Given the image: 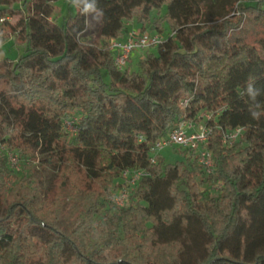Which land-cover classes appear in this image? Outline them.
I'll use <instances>...</instances> for the list:
<instances>
[{
    "label": "trees",
    "instance_id": "16d2710c",
    "mask_svg": "<svg viewBox=\"0 0 264 264\" xmlns=\"http://www.w3.org/2000/svg\"><path fill=\"white\" fill-rule=\"evenodd\" d=\"M56 1L0 0V16L22 15L17 26L0 25V43L14 37L23 47L15 62L0 58V264H264L262 253L247 259L248 238L264 227V116L251 118L244 93L254 77L264 103V30L251 39L229 33L244 16L264 26V0H97L104 15L85 52L75 36L86 29V15L68 11L51 22ZM216 4L227 14L211 17ZM234 8L238 16L227 17ZM131 22L141 32L169 30L162 44L139 53L138 72L130 63L117 70L109 43L124 39ZM70 116L74 134L62 127ZM180 120L211 128V174L179 147L171 148L179 150L174 162L159 154L149 162L151 144ZM237 127V140L224 144L223 132ZM3 149L29 160L40 154L57 169L43 197L29 177L12 175ZM125 170L146 175L119 207L112 197L125 185ZM78 193L85 207L63 233L62 206ZM120 234L141 263L98 259Z\"/></svg>",
    "mask_w": 264,
    "mask_h": 264
},
{
    "label": "rangeland",
    "instance_id": "374dc122",
    "mask_svg": "<svg viewBox=\"0 0 264 264\" xmlns=\"http://www.w3.org/2000/svg\"><path fill=\"white\" fill-rule=\"evenodd\" d=\"M242 1L245 4H254L257 0H239ZM53 12L51 15V22H57L58 18L60 17V20H62V17L67 16L68 13H74L77 9L72 5H70V9L67 6V3H65L63 0H57L53 4ZM69 9V12L68 10ZM211 13V17L213 15H217L219 13L221 14H227L225 11L221 8L220 4H216L212 6L209 9ZM164 13V9H162L159 13H156L155 11L151 12V18L154 19ZM235 14V16H238V12L235 11V8L230 11V13L227 15V17L232 16ZM8 22L12 25H19L22 20L21 14H13L6 17ZM261 22H255L251 17H243V22L241 24V29L238 31H230L231 38L234 37H242V38H253L258 33H260L262 30H264V26L261 25ZM100 20L93 19V14L86 15V29L81 33L77 34L75 36V41L77 44V47L82 50L86 51V48L89 46H92L96 43L98 39V34L100 30ZM134 22L128 23V26L132 27L133 29H137ZM151 26V25H150ZM164 26V32L161 34L162 37H167V34L169 30L165 25ZM129 27V28H130ZM151 29H154V26H151ZM139 30V29H137ZM145 31L151 33V30L148 28ZM23 47L19 46L15 43L14 37H10L4 42L0 43V58L3 56L4 58L15 62L17 58L22 54ZM140 52H134L131 57L130 64L128 65V69L132 72H138V55ZM88 61H91L90 58L87 57ZM2 149V148H1ZM3 151L7 155V167L12 172V175L16 176L17 178L22 177H29L32 181H34L37 184V193L38 197L41 198L45 194V192L50 188L51 183L53 179L56 176L57 169L53 167L52 165H46L43 162L39 161L42 156L40 154H35V160H29V159H23L20 158L14 151H6L3 149ZM161 157H163L164 161L167 163H172L175 160L179 159V150L171 149V148H165L162 149L158 153ZM10 155V159H9ZM205 189L204 185L199 186V190L203 191ZM220 192V191H219ZM213 193V192H212ZM5 205H6V199L4 197V194L1 192L0 187V219L4 217L5 213ZM85 199L83 194L78 193L77 195H74L72 197H68L65 200L64 205L62 206V213L60 215V220L57 223V226L60 228V230L63 233H68L71 226L73 225L74 218L76 215L80 214L81 210L85 207ZM193 228H197V224L195 222H192ZM123 235H119V239L122 240ZM120 240V243L117 244L115 247H109V248H102L99 250V257L98 259H115V258H125L126 260H129L132 263L140 262V259L138 255L132 250L130 247L128 241L126 240ZM235 241L233 243L235 244ZM201 239L198 234H195L194 237V244L196 247L199 248ZM248 242V255L247 259L249 261H253L255 259L256 254L262 253L264 254V227H261V229L255 230L250 237L247 240ZM95 246L94 242H90L89 247L93 248ZM184 258L186 262L189 260V254L186 253L184 255Z\"/></svg>",
    "mask_w": 264,
    "mask_h": 264
},
{
    "label": "built area",
    "instance_id": "2783aa9c",
    "mask_svg": "<svg viewBox=\"0 0 264 264\" xmlns=\"http://www.w3.org/2000/svg\"><path fill=\"white\" fill-rule=\"evenodd\" d=\"M6 19V17L0 16V25ZM163 42L164 38L159 33L141 32L132 28L127 32L124 39H110V48L114 56L113 64L117 70H123L130 63L131 56L134 52H142L147 48L157 47ZM203 117L209 118V114H204ZM75 123V116L66 118L62 124L63 130L74 134L76 132ZM241 132V127L223 132V143L232 145ZM210 133L211 128L204 122L196 123L190 120H180L173 129L169 130L165 135L156 139L151 144L149 162L155 164L157 162V155L162 149L179 147L194 153L204 172L211 174L214 170V161L211 151L206 148ZM144 175L146 173L142 170H125L122 174L125 185L117 190L112 197V202L119 207L125 206L128 201L129 188L134 186L139 178ZM221 187L222 184L217 183L212 189V195L219 193Z\"/></svg>",
    "mask_w": 264,
    "mask_h": 264
},
{
    "label": "clouds",
    "instance_id": "9594fccd",
    "mask_svg": "<svg viewBox=\"0 0 264 264\" xmlns=\"http://www.w3.org/2000/svg\"><path fill=\"white\" fill-rule=\"evenodd\" d=\"M69 2L84 15L93 14V19H102L103 9L98 6L97 0H69ZM244 93L248 98V112L253 120L259 121L264 116V103L258 100L262 90L255 84V78L249 77L246 82Z\"/></svg>",
    "mask_w": 264,
    "mask_h": 264
},
{
    "label": "crops",
    "instance_id": "0c3cea01",
    "mask_svg": "<svg viewBox=\"0 0 264 264\" xmlns=\"http://www.w3.org/2000/svg\"><path fill=\"white\" fill-rule=\"evenodd\" d=\"M65 3H67L68 1L67 0H63ZM72 6V5H71ZM69 8V7H68ZM70 9V8H69ZM69 9H68V11H69ZM130 29H132V27H130Z\"/></svg>",
    "mask_w": 264,
    "mask_h": 264
}]
</instances>
